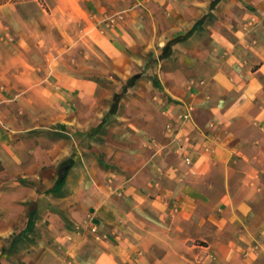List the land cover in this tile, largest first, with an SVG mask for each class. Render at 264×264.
Listing matches in <instances>:
<instances>
[{
  "label": "crops",
  "instance_id": "obj_1",
  "mask_svg": "<svg viewBox=\"0 0 264 264\" xmlns=\"http://www.w3.org/2000/svg\"><path fill=\"white\" fill-rule=\"evenodd\" d=\"M135 7L109 92L0 34V264H264V0Z\"/></svg>",
  "mask_w": 264,
  "mask_h": 264
},
{
  "label": "rangeland",
  "instance_id": "obj_2",
  "mask_svg": "<svg viewBox=\"0 0 264 264\" xmlns=\"http://www.w3.org/2000/svg\"><path fill=\"white\" fill-rule=\"evenodd\" d=\"M138 0H30L0 5V34L11 33V43L26 50L25 57L42 72L46 66L92 71L106 89L120 87L131 69L128 52L104 54L99 21L124 23L133 31ZM138 14V11L137 13ZM10 36V35H9ZM11 37V36H10ZM154 50L144 56V70L155 61ZM161 57L160 54L158 55ZM142 75L140 73L133 76ZM110 106L113 96L101 97ZM202 244V243H201Z\"/></svg>",
  "mask_w": 264,
  "mask_h": 264
},
{
  "label": "trees",
  "instance_id": "obj_3",
  "mask_svg": "<svg viewBox=\"0 0 264 264\" xmlns=\"http://www.w3.org/2000/svg\"><path fill=\"white\" fill-rule=\"evenodd\" d=\"M27 1H30V0H0V5H4V4L8 3V2L19 3V2H27ZM214 4H215V2L212 3V6ZM200 23H201V21L197 22V24H195L194 27L191 28L188 32H186L183 36H180V37H177V38H174V39L168 41L166 43V45L161 50L160 59L168 57L170 55L171 46L176 44V43H178V42L186 40L193 33V31L196 29L197 25L200 24ZM134 80H135V76H132L126 81V86L124 87L123 92H125V90H127L126 89L127 87H131L133 85ZM153 83H154V85L157 86V82L156 81H154ZM120 97H121V94H119V95L115 94L113 96L112 103H111L110 108L108 110V113L106 115L107 117H109L111 115H114L116 113Z\"/></svg>",
  "mask_w": 264,
  "mask_h": 264
},
{
  "label": "built area",
  "instance_id": "obj_4",
  "mask_svg": "<svg viewBox=\"0 0 264 264\" xmlns=\"http://www.w3.org/2000/svg\"><path fill=\"white\" fill-rule=\"evenodd\" d=\"M184 162H185V164H189V163H190V161H189L188 158H185V159H184Z\"/></svg>",
  "mask_w": 264,
  "mask_h": 264
}]
</instances>
